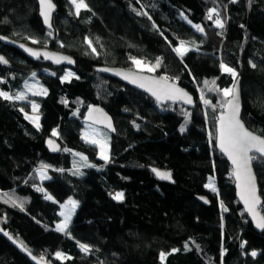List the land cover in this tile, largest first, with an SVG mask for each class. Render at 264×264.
Instances as JSON below:
<instances>
[{
	"label": "trees",
	"instance_id": "1",
	"mask_svg": "<svg viewBox=\"0 0 264 264\" xmlns=\"http://www.w3.org/2000/svg\"><path fill=\"white\" fill-rule=\"evenodd\" d=\"M53 1L59 10L49 32L37 0H0V36L76 61L74 69L33 63L0 44L8 61L0 63V90L24 93L32 76L46 90L30 96L39 107V128L27 118L29 102L0 96V227L49 264H264V232L255 231L237 201L231 167L216 145L218 115L229 99L222 90L238 78L242 120L264 137V0H84L88 7L79 15L71 0ZM213 8L223 28L216 27L215 14L208 19ZM181 41L190 48L183 57L174 51ZM134 59L145 66L159 59L160 66L142 71ZM99 67L169 78L193 94L196 107L162 106L97 73ZM67 70L75 77L63 79ZM93 104L105 108L115 128L106 131L107 162L82 138ZM48 138L62 145L60 154L49 153ZM204 150L208 157H192ZM73 151L94 167L76 168ZM253 165L264 201V160L256 156ZM44 169L49 179L42 182ZM119 192L123 200L113 198ZM47 194L59 203L79 202L70 234L55 230L60 208ZM81 244L89 246L87 253ZM0 264L31 262L0 236Z\"/></svg>",
	"mask_w": 264,
	"mask_h": 264
},
{
	"label": "snow or ice",
	"instance_id": "2",
	"mask_svg": "<svg viewBox=\"0 0 264 264\" xmlns=\"http://www.w3.org/2000/svg\"><path fill=\"white\" fill-rule=\"evenodd\" d=\"M72 4L75 5V14L79 15L81 9H86L88 6L84 2V0H71ZM40 6H41V15L44 18V22L51 27L50 20L52 12L55 8V5L52 3V0H39ZM142 14V13H138ZM146 14V13H143ZM213 14L217 16V19L214 21L216 27L223 28L224 24L219 19V14L215 8L211 9L208 14V19L211 20L213 17ZM191 23V21H188ZM193 27L196 28L199 32H204V28L201 25H193ZM51 35V33H49ZM0 39H3V37H0ZM35 42V41H34ZM88 44L91 46V41H88ZM23 47V46H21ZM190 49L185 46V43L183 41L180 42L179 47L174 48V51L183 57V55L189 51ZM27 51L30 52L31 55L39 57L40 53L34 52L31 49H27ZM93 52H95V48L92 49ZM45 58L47 59H53L56 63H61L63 60H68V63H74L70 59L66 57H54L47 53L44 54ZM0 63H7V61L0 57ZM133 63L137 65V67H145V64L141 60H133ZM160 66V60L158 59L156 64L154 66H147V71L152 72L155 71L156 68ZM223 70L227 73H230L234 78L237 76V73L234 69L228 67L227 65H221ZM255 67V65H253ZM35 75V74H33ZM74 73L69 72L63 79L68 80L71 76H73ZM117 75H120V73H117ZM78 78V77H77ZM125 79H130L128 75H124ZM139 78H131L132 83H137V80ZM154 87H148V91L152 92L154 96L157 97V99H170V100H184L186 103L191 104L193 103L192 98L184 92L182 89L176 87L174 84H169L167 82V78H165L163 81H157L152 80L149 82ZM209 82L205 81V84L207 85ZM213 85H215V81L211 82ZM140 87H145V83H140ZM213 90H219V89H213ZM223 95L226 97H231L226 103V105H221V107L227 108V113L222 114L219 118V129H218V141H219V147L220 150L224 153H226L229 157V159L232 161V164L235 165V169L233 172V175L235 176V179L239 182L240 187V198L244 201V204L247 207V211L252 214L253 219L256 221V227L259 229L264 230V215H259L256 212V206L259 204V197L256 194V184H255V176L252 174L250 163L253 159L252 156L249 155L250 152L255 150L257 153H260L261 155H264V138H261L260 136L255 135L253 132L249 131L245 128L244 124L240 120V101H239V92L237 88L234 86L230 89H223ZM34 95H43L46 94V90H41L40 92L33 93ZM0 96H2L4 99L11 100L13 99L12 96H10L6 92H0ZM203 99V96L201 97ZM16 99H25V96L23 94H20L16 97ZM66 103V101H65ZM205 104H209L210 101L204 100ZM36 105H33V109H36ZM190 115V114H189ZM28 119L33 120L36 123V126L39 127L38 124V117H27ZM111 127V124L108 125ZM181 131H184L183 128H181ZM53 135H56V133H53ZM87 138V137H86ZM92 143H99L97 140H92ZM50 146H52L53 151L58 150L56 146L52 144L51 141H49ZM102 151L104 149V145H101ZM105 160L108 159L107 156L103 157ZM154 172L161 178V179H171V174L166 172H160L156 169H153ZM43 176V173H41ZM212 187L213 191H216L215 187L210 185ZM39 191H44L42 188L38 189ZM46 199L51 200L52 197L50 195L45 196ZM116 200H123L124 194L122 192L115 193L113 196ZM71 206L67 212H61L60 215L64 217V220L62 223L58 224L56 226V230L62 233L70 234L68 233L69 223L71 221V215L74 209L78 206V202L69 200L67 205H64L65 208H68V206ZM81 249L84 252L89 251V246L87 245H80ZM175 251V250H173ZM253 256L256 255L255 252L252 253ZM57 258L63 259V254L60 252L56 253ZM161 258H164V254H161ZM35 259V257H33ZM43 261V258H41Z\"/></svg>",
	"mask_w": 264,
	"mask_h": 264
},
{
	"label": "water",
	"instance_id": "3",
	"mask_svg": "<svg viewBox=\"0 0 264 264\" xmlns=\"http://www.w3.org/2000/svg\"><path fill=\"white\" fill-rule=\"evenodd\" d=\"M37 3H38V7H39V17L43 23L44 28L49 32H53L54 31L53 19H54L55 14L59 10V6L52 0V3L55 5V8H54L52 15H51V20H50L51 27H49V25L44 22V18L41 15V6L39 3V0H37ZM0 37H3V39H0V44L2 46L17 50L18 52L23 54L28 60H30L33 63H39V62L43 61V62L50 64V65L57 67V68L63 67V68H68V69H74L76 67L75 59L73 57L61 52V51L51 50L48 47L31 46L27 43L17 41V40H15L11 37H8V36H0ZM21 46H23V47H21ZM27 49H31L34 52L40 53L39 57L31 55L30 52L27 51ZM45 53H47L51 56H54V57H66V58L70 59L71 61H73L74 63H68V60H63L61 63L58 64L53 59L45 58V56H44ZM0 57H3V56L0 55ZM3 58L6 60L5 57H3ZM2 64H5V63H2ZM7 64H8V61L5 65H7ZM96 72L101 74V75L107 76L111 79H114V80H116V81H118L124 85H127L130 88H132L138 92L143 93L144 95L149 97L152 101H154V102H156L162 106H167V105L182 106V107L189 109V110H192L196 107V101H195V97L193 96V94L190 93L185 88L181 87L177 82L172 81L169 78H167V82L169 84H174L176 87H178V88L182 89L184 92H186L192 98L193 103L188 104L184 100H170V99H163V98L158 100L157 97L152 94V92L148 91V87H154L153 85H151L149 83L150 81H152V80L163 81L166 77H162V76H158L155 74L146 73V72H142V71H137L134 69H124V68H119V67H99L96 69ZM117 73H120V75H117ZM124 75H128L130 77V79H125ZM131 78H139V79L137 80V83H132ZM241 82H242L241 78H238L235 81L233 87L235 86L239 92L240 120L244 124V122L242 120V114H243L244 106H243ZM140 83H145V87H140L139 86ZM229 99H231V97ZM226 113H227V108L224 107V109L218 115V120H217V124H216V145H217V149H218L219 153L229 163L231 170H232V173H233L234 169H235V165L232 164V161L229 159L228 155L220 150L219 141H218L219 118L222 114H226ZM85 121H86V123H88V124H90L96 128L108 131L109 133H114V131H115V128L113 125V120H112L111 116L105 110V108L102 107L101 105H98V104L91 105L87 111ZM109 123L111 124V127L108 126ZM244 126L246 129H248L245 124H244ZM249 131H251V130H249ZM251 132H253V131H251ZM253 133L257 136H260L261 138H264L255 132H253ZM49 141H51L52 144L58 148V150L53 151V148H52V146H50ZM45 147L49 151V153L52 155L60 154L62 149H63L62 145L59 142H57L55 139H52V138L46 139ZM249 155L252 156L253 158L257 156V157L264 160V155L257 153L255 150L250 152ZM250 167H251L252 174L255 176L256 194L259 197V201H260L259 204L256 206V212L259 215H264L261 211V208L264 205V201H263V198H262L261 193H260V187H259V183H258L257 174H256V171H255V168L253 165V159L250 163ZM233 179H234V189L236 192L237 201L239 202V204L244 209L246 215L248 216L249 222L252 224L255 231L257 233H263L264 230L256 227V221L253 219L252 214L247 211V207L244 204V201L241 200L239 182L235 179L234 175H233ZM165 180L168 181L169 179H165ZM198 200L201 203H203L205 206L211 205L210 201L206 197H198ZM0 236H2L9 244H11L20 254L25 256L31 262V264H49L45 261H42L40 258L35 256L33 253L28 251L21 242L15 240L7 232H5V230H3L1 227H0ZM33 257H35V259H33Z\"/></svg>",
	"mask_w": 264,
	"mask_h": 264
},
{
	"label": "rangeland",
	"instance_id": "4",
	"mask_svg": "<svg viewBox=\"0 0 264 264\" xmlns=\"http://www.w3.org/2000/svg\"><path fill=\"white\" fill-rule=\"evenodd\" d=\"M186 47H188V46H186ZM137 68L139 70H142V71H147V66H145L143 68H141V67H137ZM69 72L73 73L71 70H67L66 71V75ZM74 77H75V74L73 76H71L70 78H74ZM41 90H45L44 87H42L40 85V83H39V81H38V79L36 77L32 76L29 79V81L26 83L25 92L21 93V94H23L25 96L24 100L29 102V109L30 110L28 112H26L27 117H34V118L38 117L39 127L41 126V115L39 114V107L31 99L30 96H44V95H46V94H43V95H34L33 94V93H36V92H40ZM0 92H3V91L0 90ZM18 95H20V94L11 95L13 97V99H11V100L12 101L13 100H20V99H16V97ZM33 105L37 106L35 110L33 109ZM30 121H32V123L36 126V123L33 120L30 119ZM82 138L84 139V141L86 143L94 145V146H96L98 148V157H99V159H101L102 161H105V162L110 160V141H111V139H110V136L108 135V133L105 130L96 128V127H94V126H92V125H90L88 123H85L84 124V129L82 131ZM92 140H97V141H99V143H95L94 144V143L91 142ZM101 145H104L103 151H102ZM72 154H73V165L76 168L87 169V168L94 167V163L88 158V156L86 154L78 152V151H73ZM208 155H209V152L207 150H204L201 153L192 154V157H194V158H205V157H208ZM104 156H107L108 159L105 160L103 158ZM41 173H43V176L41 175ZM39 175H40V178H41L42 182H45V181H47L49 179V174H48V172H46L45 169L43 171H40ZM210 185H213V182H211ZM47 195H50V194H47ZM47 200H49V199H47ZM69 200H73V201L78 202L75 198H70L67 201L63 202V203H59V202H57L54 199V197H52V199L49 200V201L57 203L59 205V208H60L59 215H60L61 212H67L69 210V208L71 207L70 205L68 206V208L64 207V205L68 204ZM78 207H79V202H78V206L72 212L70 223L72 222V219L74 218V216H75V214H76V212L78 210ZM63 220H64V217L60 215V221L56 224V226L58 224L62 223ZM70 223H69V225H70ZM56 226H55V230H56ZM57 232H59V231H57ZM59 233H62V232H59ZM255 253H256V255H258V252H255Z\"/></svg>",
	"mask_w": 264,
	"mask_h": 264
},
{
	"label": "bare ground",
	"instance_id": "5",
	"mask_svg": "<svg viewBox=\"0 0 264 264\" xmlns=\"http://www.w3.org/2000/svg\"><path fill=\"white\" fill-rule=\"evenodd\" d=\"M56 14H57V13H56ZM56 14H55V15H56ZM53 20H54V19H53Z\"/></svg>",
	"mask_w": 264,
	"mask_h": 264
}]
</instances>
